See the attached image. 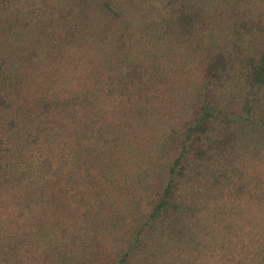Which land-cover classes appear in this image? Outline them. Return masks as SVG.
<instances>
[{
	"label": "trees",
	"instance_id": "obj_1",
	"mask_svg": "<svg viewBox=\"0 0 264 264\" xmlns=\"http://www.w3.org/2000/svg\"><path fill=\"white\" fill-rule=\"evenodd\" d=\"M0 264H264V0H0Z\"/></svg>",
	"mask_w": 264,
	"mask_h": 264
}]
</instances>
